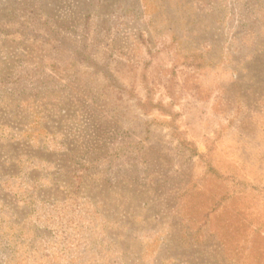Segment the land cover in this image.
<instances>
[{"label":"rangeland","instance_id":"obj_1","mask_svg":"<svg viewBox=\"0 0 264 264\" xmlns=\"http://www.w3.org/2000/svg\"><path fill=\"white\" fill-rule=\"evenodd\" d=\"M0 264H264V0H0Z\"/></svg>","mask_w":264,"mask_h":264}]
</instances>
